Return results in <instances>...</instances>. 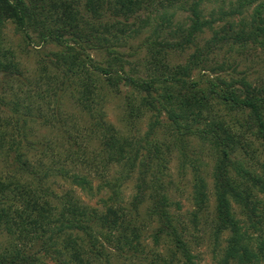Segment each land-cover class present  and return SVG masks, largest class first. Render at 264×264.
<instances>
[{"label":"trees","instance_id":"1","mask_svg":"<svg viewBox=\"0 0 264 264\" xmlns=\"http://www.w3.org/2000/svg\"><path fill=\"white\" fill-rule=\"evenodd\" d=\"M177 1L187 28L153 12ZM203 2L0 0V264H200L165 180L173 152L191 163L194 225L215 198L212 221L229 233L219 264H264V69L227 76L236 64H212L225 45L264 48V1L219 26L239 9L208 19ZM8 23L51 48L36 73L4 45ZM114 100L125 120L148 117V130L119 129Z\"/></svg>","mask_w":264,"mask_h":264},{"label":"rangeland","instance_id":"2","mask_svg":"<svg viewBox=\"0 0 264 264\" xmlns=\"http://www.w3.org/2000/svg\"><path fill=\"white\" fill-rule=\"evenodd\" d=\"M264 0H258L256 2L249 4L245 3L244 0H205L203 2V11L204 17L208 19L219 18L222 14L234 10V8L239 9L240 13L235 17L226 16L224 20H219L215 26L222 25L226 20V22L236 21L239 22L242 18L246 17L250 19L252 13L258 7L259 3ZM183 3L177 1L174 6L169 5L166 8L159 7L158 5L154 6L153 12L157 13L162 11H167L173 15V26H177L181 24L186 28L190 25L191 19V11L183 8ZM242 4V5H241ZM237 11V10H235ZM225 22V23H226ZM5 43L4 45L14 49L23 63L24 69L27 70V73H36L38 67V60L41 55L46 54L50 47H38L35 49L33 45L28 43L23 35L16 30V26L13 23H8L5 29ZM213 36V32L210 29H206L199 37L198 40L202 43L207 41L209 38ZM141 38L130 39L133 44H137ZM254 47L253 44H250L249 50H244L237 45L234 48H231L230 45H225L218 50V55L213 57L212 64L213 66L219 65V63H223L224 61L228 64H236L237 70L233 71V69H228L225 73L229 76L231 74L237 75L241 72L251 73L256 75L260 73V69H264V48L261 46H257L256 49H252ZM52 48L56 49L55 46ZM131 50L128 48H123V50ZM193 51L189 49L186 52L181 53V51L173 53V61L179 62L184 61L185 57L188 56L190 52ZM96 57H101L99 53L95 54ZM214 73V72H213ZM142 75H146L142 73ZM204 74L200 70L195 71V76L200 77ZM217 74H212L211 76H216ZM227 76H225L227 78ZM108 115L109 119L114 122L118 126L119 129H123L124 131H136L138 129L142 134H144L148 130L149 118L145 117L138 120V124L135 125L134 122H129L124 119L122 107L119 100H114L111 103H108ZM165 117V115H164ZM165 119V118H164ZM43 131H49L48 128L42 127ZM164 130H161V132ZM50 134V131L47 132ZM163 133V132H162ZM48 134V135H49ZM194 145H197V141L193 140ZM256 144V143H255ZM199 146V145H197ZM258 151V159L261 162L264 159V147L262 144H256ZM201 147V146H200ZM199 151L202 152L201 156L205 158V161L209 162V158H207V150L201 148ZM193 156V155H192ZM167 159V158H166ZM212 166V165H211ZM210 166V167H211ZM208 167V180L210 184V191L212 189V177H211V169ZM166 176L165 180L170 181V192L171 198L174 202L181 203V209H177V213L182 217V221L184 225L188 226L187 239L191 242V246L193 247V253L198 255L197 261L200 264H219V261L224 257L225 248L227 247V238L229 236L228 232L217 233V230L213 223V214L215 211V198L211 197L209 202V209L207 212L201 214L199 216V221H197L196 225L190 219V211L195 209L193 201L191 200V195L193 191L192 185V168L191 163L187 160L184 165H182V157L179 152H173L172 158L168 167L166 168ZM60 185L63 182L60 180ZM58 183V184H59ZM126 198L128 200H132L133 195L136 190L134 189V179L130 180L126 189H124ZM95 203V201H93ZM129 206V204H128ZM147 242L150 245H153V239L148 238ZM50 264H54V261L48 259Z\"/></svg>","mask_w":264,"mask_h":264}]
</instances>
